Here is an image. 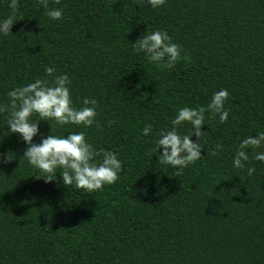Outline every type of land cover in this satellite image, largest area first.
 Wrapping results in <instances>:
<instances>
[{"label": "trees", "instance_id": "16d2710c", "mask_svg": "<svg viewBox=\"0 0 264 264\" xmlns=\"http://www.w3.org/2000/svg\"><path fill=\"white\" fill-rule=\"evenodd\" d=\"M8 4L0 0V19L12 13ZM48 7L62 18H48L40 0H17V21L0 36V105L8 91L55 67L71 81L73 106L94 99L97 115L87 128L49 121L51 134L83 131L95 149L114 152L122 170L93 193L64 186L59 174L45 183L22 157L18 134L3 137L0 264H264V162L246 149L245 168L232 166L239 142L264 131V0H165L157 8L147 0H48ZM146 30L166 31L190 60L171 69L150 63L131 45ZM220 89L229 93L228 117L205 113L201 158L180 174L161 164L158 133L171 128L177 109L206 106ZM49 124L39 125L45 136Z\"/></svg>", "mask_w": 264, "mask_h": 264}, {"label": "clouds", "instance_id": "9594fccd", "mask_svg": "<svg viewBox=\"0 0 264 264\" xmlns=\"http://www.w3.org/2000/svg\"><path fill=\"white\" fill-rule=\"evenodd\" d=\"M40 2L48 18L51 20L62 18L60 8H49L48 0ZM147 3L157 8L162 6L165 0H147ZM16 6L17 0H9L8 7L12 13L0 19V36L9 35L11 26L17 21ZM131 45L134 52L143 53L150 63L159 68L171 69L179 60L186 62L190 60L187 55L181 56L182 47L172 42L166 31L146 30L145 34ZM44 73L47 78H35L32 82L15 87L6 93L8 104L0 105V113H7L5 120L7 130L0 131V140L5 136L18 134L26 145L22 157L29 166L38 171V178H42L45 183L54 182L59 174L60 182L64 186L81 189L84 193H93L105 185L115 183L122 170V163L114 152L95 149L86 140L83 131L68 132L67 135L51 134L49 121L61 127L71 124L87 128L94 125L97 115L96 101L85 97L82 99L83 107H74L68 75H54L56 69L53 66H46ZM228 97V91L220 89L212 93L206 106L199 108L185 106L177 109L176 115L170 121L171 128L161 130L154 143V153L160 150V163L177 169L176 173L180 174L186 167L200 159L201 137L205 133L201 132V126L205 125V113L215 114L220 122H224L228 117V110L224 107ZM33 116L37 118L33 119ZM44 121L49 124L47 136L41 133L39 127ZM185 123L191 128L187 134L182 135L177 131V127ZM151 127L145 126L141 130L142 135L148 136ZM193 136L197 139H191ZM33 137H39V143L35 142ZM246 149L253 151V159L264 162V131H258L256 135L247 136L239 142L232 157L234 168H245L246 162L249 161ZM9 153L12 152L7 153L6 161L13 158ZM212 155H216L215 150ZM253 171L252 167L247 168L248 175Z\"/></svg>", "mask_w": 264, "mask_h": 264}]
</instances>
